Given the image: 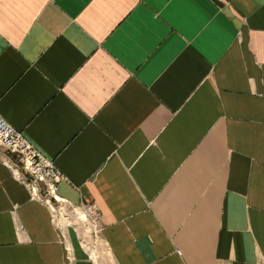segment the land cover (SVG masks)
Returning <instances> with one entry per match:
<instances>
[{
	"label": "crops",
	"instance_id": "1",
	"mask_svg": "<svg viewBox=\"0 0 264 264\" xmlns=\"http://www.w3.org/2000/svg\"><path fill=\"white\" fill-rule=\"evenodd\" d=\"M0 116L98 212L0 161V264H264V0H0Z\"/></svg>",
	"mask_w": 264,
	"mask_h": 264
},
{
	"label": "built area",
	"instance_id": "2",
	"mask_svg": "<svg viewBox=\"0 0 264 264\" xmlns=\"http://www.w3.org/2000/svg\"><path fill=\"white\" fill-rule=\"evenodd\" d=\"M0 146L4 149L2 153L0 152V161L10 167L33 196L47 205L51 220L56 222L58 214H61L64 222L60 225L70 224L74 227L78 225V222L72 221L68 210L80 204H70L57 193V183L64 177L52 159L37 150L20 129L1 116ZM81 206L87 209L93 222L92 226L95 228L98 219L97 209L90 204Z\"/></svg>",
	"mask_w": 264,
	"mask_h": 264
},
{
	"label": "rangeland",
	"instance_id": "3",
	"mask_svg": "<svg viewBox=\"0 0 264 264\" xmlns=\"http://www.w3.org/2000/svg\"><path fill=\"white\" fill-rule=\"evenodd\" d=\"M71 207V206H70ZM74 209H69L68 213L71 215L72 221L78 222V225L76 224V228L75 229H79V231L81 230V232H79L81 235H83L85 237V235L87 233H93V222L90 219L89 215H88V211L86 208L82 207L81 205L79 206H73ZM76 209L80 210L79 212L76 211ZM66 210V209H65ZM83 212V213H82ZM81 214L84 215V217L81 216ZM64 215V214H63ZM84 218V219H83ZM56 222L60 225L61 223L64 222L61 214H58L57 218H56ZM90 231V232H89ZM79 234V235H80ZM87 236V235H86ZM90 238V237H88ZM89 246V244H88ZM94 256V255H93Z\"/></svg>",
	"mask_w": 264,
	"mask_h": 264
},
{
	"label": "bare ground",
	"instance_id": "4",
	"mask_svg": "<svg viewBox=\"0 0 264 264\" xmlns=\"http://www.w3.org/2000/svg\"><path fill=\"white\" fill-rule=\"evenodd\" d=\"M63 199H64V198H63ZM64 200H65V199H64ZM65 201H66V200H65ZM81 216H82V217H84V215H83V214H81ZM83 219H84V218H83ZM92 257H93V255H92ZM93 258H94V257H93Z\"/></svg>",
	"mask_w": 264,
	"mask_h": 264
}]
</instances>
